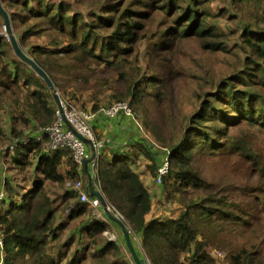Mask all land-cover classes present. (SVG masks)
<instances>
[{
    "label": "trees",
    "instance_id": "trees-1",
    "mask_svg": "<svg viewBox=\"0 0 264 264\" xmlns=\"http://www.w3.org/2000/svg\"><path fill=\"white\" fill-rule=\"evenodd\" d=\"M32 1L2 0L12 22L23 25L20 47L33 36H48L52 48L37 46L33 54L55 89L79 101L80 93L91 91L98 99L96 90L106 87L111 104L128 102L157 144L169 148L162 187L183 209L176 217L148 220L152 195L127 154L110 163L100 160L90 197H97L99 182L105 201L124 216L130 237L140 235L151 264H219L209 248L222 250L228 264H264V238L242 242L239 232L264 212V158L250 133L264 131V0H228L236 8L246 4L252 18L235 40L220 22L228 9L216 12V0H93L86 14L72 12L65 1ZM4 27L0 12V142L6 145L0 154L16 174L3 185L0 264H85L87 254L94 264L119 258V242L105 236L108 223L90 215V204L67 185L83 181L87 165L75 162L68 148L46 150L44 130L56 121L57 101L35 70L16 59ZM189 44L208 54L244 51L245 65L206 98L199 94L198 108L175 137L170 120L179 119L180 94L194 76L187 67ZM192 60L203 68L201 59ZM103 108L94 104L86 110ZM139 150L157 181L155 150L146 144ZM33 165L32 186L20 194L25 186L19 176ZM49 183L65 190L52 197ZM87 214L86 223L63 239L68 221Z\"/></svg>",
    "mask_w": 264,
    "mask_h": 264
},
{
    "label": "rangeland",
    "instance_id": "rangeland-1",
    "mask_svg": "<svg viewBox=\"0 0 264 264\" xmlns=\"http://www.w3.org/2000/svg\"><path fill=\"white\" fill-rule=\"evenodd\" d=\"M57 1H65L68 2L72 7V12H83L86 14L88 10H90V6L93 3V0H51V2L56 3ZM33 5L35 4L34 0L31 2ZM4 6V5H3ZM5 6H7L5 4ZM213 9L218 12L219 8H227L228 12L226 15L221 16L220 22L223 26L224 30L230 34V39H239L242 35V29L243 24L249 23L252 21V18L250 14L248 13V6L240 5L238 8L234 7L232 5L231 1L228 0H216L212 3ZM9 8V6H7ZM10 9V8H9ZM11 18V17H10ZM12 22V19H11ZM12 28L13 32L20 43L21 38V28H23V25L17 21L12 22ZM28 26V25H27ZM3 32H6V37L8 36V33L6 31V28H2ZM50 38L48 36H33L26 40V43L22 46V49L24 52L28 55H30L32 58H34L35 54H33V48H36L37 46H41L44 48H52L49 44ZM232 44V43H231ZM187 67L190 74H194V76L190 77L188 84L186 87L182 89V92L180 94V99L178 102V106L180 109V115L179 119H172L170 120V126L175 131V137H178L182 133V128L184 126V122L187 121V118L189 115L193 114L194 111L199 106V94L203 93L204 97L206 98L207 93L212 92L213 89L218 85L221 80L227 79L230 76H233L242 70V68L245 65V54L244 51H236L233 53H220V54H208L204 53L201 50L197 48L196 45L189 44L187 47ZM13 53L15 51H12ZM16 53H14L15 55ZM16 59H21L17 54L15 55ZM192 59H201V63L203 65V68H201L199 65L195 64V62ZM22 60V59H21ZM28 64V63H27ZM29 65V64H28ZM31 66V65H30ZM32 67V66H31ZM33 68V67H32ZM34 69V68H33ZM35 70V69H34ZM36 72V71H35ZM37 73V72H36ZM196 74V75H195ZM38 76H40L37 73ZM41 77V76H40ZM42 78V77H41ZM43 79V78H42ZM45 82V80L43 79ZM96 91H99L97 93L98 99H93L92 94L93 92H83L80 93L78 101L77 99H74L71 94H66L64 91H58L57 89L53 90L54 95L58 93L60 97L68 98L70 99L74 104H76L79 107H82L84 109H87V105H90V109H92L94 104L110 106L112 100L110 98L111 91H109L106 87L98 88ZM78 92V91H77ZM90 98V100H89ZM96 102V103H94ZM94 103V104H93ZM93 104V105H92ZM103 112V111H102ZM4 111L0 110V119L3 120ZM106 116V115H105ZM119 116V115H118ZM117 116V117H118ZM107 117V116H106ZM109 118V117H108ZM116 117H113L111 119H114ZM132 120L134 122H138V127L140 129V138L142 141H140V145H137V148L140 149V146L142 144H146L148 149H154L156 153V159L159 166H162V164L165 162L167 158V153L164 151L163 147L157 144V140L154 137V135L147 130L138 120V118H135L133 115ZM5 125V124H4ZM186 125V124H185ZM5 128H8V126H5ZM252 134H254L253 138L255 140V144L258 147L259 151L262 152V156L264 158V131H258L257 129L251 130ZM6 145L2 144L0 142V150L5 148ZM169 149V148H168ZM8 150H6L7 153ZM7 162V161H4ZM7 169H11L13 171L12 165L10 163H5ZM131 164L134 166V169H136L138 172H140V175L146 178V176H149L152 178L151 182H155L153 185L156 187H159L161 189L160 193L155 192L154 189H152V196L154 201V210L152 214L148 215V220H151L153 218H160L162 220L168 218V217H176L181 210L183 209L182 205L176 200L169 199V197L166 195L164 189H163V182L162 184H159L156 181V177H154L151 173V171L148 169V164H150L149 159L145 156V154L139 150H135L134 160H132ZM25 176H27V173H23ZM151 175V176H150ZM19 180H21L22 185H26L25 183H28L29 181L26 179H23V176H19ZM152 184H150V187ZM154 187V186H153ZM64 187L57 183H49L48 184V191L50 192V195L52 197L57 196V194H61L64 191ZM25 192V191H23ZM23 192H20L22 194ZM21 199V195L19 197V200ZM0 202H2V199H0ZM101 206L96 207L90 205V215L98 217V215H101ZM89 214L85 216H80L74 220L68 221V223L65 225L67 227L64 231V238H67L69 234L74 232V230L77 227H80L86 223L88 220ZM102 216V215H101ZM117 223L121 227V230H123L124 234L126 235L123 225L120 224L118 221ZM262 226V227H259ZM78 229V228H77ZM120 230V228H119ZM127 230L128 227H127ZM239 232L241 233V241L242 242H252L257 243L260 241L261 238H264V212L261 215H258L255 219V224L253 227H241L239 229ZM75 233V232H74ZM108 234H105L108 238L111 237V235L114 234V239L119 242V246L121 248V255L119 258L113 259L110 258L108 261H103L104 264H139L136 261L135 256L140 260L141 264H151L149 258L146 256L145 251L143 249V246L141 244V238L140 235L137 233L131 234L130 240L132 243L131 248L127 242V238L125 236L118 238V232H114L112 228H109ZM130 235V233H129ZM63 241V240H62ZM89 239L87 238V235L85 234L83 243L87 244ZM75 245L73 247V250L76 249L79 244L77 240L75 241ZM93 249H97L95 246ZM214 255H216L217 260L219 264H228V261L226 259V254L218 249V248H209ZM73 250L71 251V254L73 253ZM216 251H220L222 253V256H219ZM88 255V259L84 262L85 264H94L97 260L94 259L93 256L90 254Z\"/></svg>",
    "mask_w": 264,
    "mask_h": 264
},
{
    "label": "built area",
    "instance_id": "built-area-1",
    "mask_svg": "<svg viewBox=\"0 0 264 264\" xmlns=\"http://www.w3.org/2000/svg\"><path fill=\"white\" fill-rule=\"evenodd\" d=\"M59 97L57 102L56 121L55 123L46 128L44 133H47L49 140L46 142L45 147L47 151L57 150L59 148H68L72 153V157L79 165L89 164L94 174V178L97 179L99 175L101 150L104 147V141L97 135L92 119L94 114L90 111L77 106L70 99ZM104 114L109 117H117L120 114L132 116L133 111L128 102H115L110 106L103 108ZM134 116V115H133ZM43 135L40 134L37 140H42ZM167 153V158L162 166L159 167V173L157 182L162 184L164 177L169 171V158L170 150L163 148ZM87 162V163H86ZM68 186H72L79 191L78 198L81 202L89 203L92 206H102L103 203L98 197H90V191L85 188V184L82 180L76 182H68ZM96 191L102 194L100 183L96 184ZM5 191L0 193V199L3 200ZM106 212L113 214L121 221H125V218L120 212L107 203V209L103 205ZM122 221V222H123ZM108 234V233H107ZM114 239V235L109 237ZM3 248L2 229L0 226V250ZM219 256H222L220 251H216Z\"/></svg>",
    "mask_w": 264,
    "mask_h": 264
},
{
    "label": "crops",
    "instance_id": "crops-1",
    "mask_svg": "<svg viewBox=\"0 0 264 264\" xmlns=\"http://www.w3.org/2000/svg\"><path fill=\"white\" fill-rule=\"evenodd\" d=\"M87 108H90V105H87ZM92 123L97 135L104 141L105 144L103 149L101 150V157H100V160H102L103 163L112 162L113 159L120 154H127L132 158L131 161L134 160L135 150L139 151L137 145H140V141H142V139L140 138L141 136H139L141 131L139 129L140 126L138 127L139 125L138 122L137 123L134 122L132 118H130V116L124 114H120L118 117L111 119L106 117L104 112L99 111L97 113H94ZM3 155L4 154L2 153L0 154V193L5 191L3 185L6 176L14 177L16 175L15 171H8L6 164L4 163V161H6L5 159H7V156L3 157ZM32 161L33 164L36 165L35 159L34 160L32 159ZM63 162L64 163L61 169L63 170V172H66L67 170H69L70 166L66 163L65 158L63 159ZM34 165L33 167H29L27 168V170H25L28 177L27 180L29 182L25 183L26 185H24L25 186L24 189L19 188V192H23V191L27 192L32 186V182H33L32 176L35 171ZM88 165L89 164H87L86 166L87 172L85 175V179L83 181L85 182L86 187L90 189L91 188L90 186L92 185L91 182L94 181L95 183V178L91 167ZM132 167L134 168L133 165ZM138 173L140 174V172ZM20 176L25 177L24 174H21ZM140 177L142 178L145 185L149 189L151 195H152V191H151L152 189H154L155 192L160 193L161 189L153 185L155 182L150 183L152 180L151 177L146 176L145 179L142 175H140ZM150 184H152L151 187ZM5 195H6V191H5ZM152 203H153L152 211L150 214H152L154 210L153 196H152ZM0 207H1V202H0ZM4 208L7 207L6 206L2 207L0 208V210ZM100 209L102 211L101 212L102 216L98 215V217L106 221L108 223L109 228H112L114 232L116 231L118 232L117 234L118 238H120L121 235L122 237L125 238L126 235L124 234L123 230H121V227L119 226L117 221L112 217H110L109 214L108 215L110 218H108L107 213L104 211L105 209L103 205L100 207ZM105 234H107V232Z\"/></svg>",
    "mask_w": 264,
    "mask_h": 264
},
{
    "label": "water",
    "instance_id": "water-1",
    "mask_svg": "<svg viewBox=\"0 0 264 264\" xmlns=\"http://www.w3.org/2000/svg\"><path fill=\"white\" fill-rule=\"evenodd\" d=\"M0 12L3 14L4 17V23H5V28L6 31L8 33V36L11 40L12 46L14 48L15 53L25 62H27L29 65H31L35 71L45 80L46 84L49 86V88H51L52 90L55 89L54 87V82L52 81V79L50 78V76L48 75V73L46 72V70H44V68H42L37 61L32 58L30 55L26 54L24 52V50L20 47V44L13 32V28H12V22H11V18L10 15L8 14V12L4 9L3 5H2V0H0ZM54 98L57 102H59V97H58V93H56L54 95ZM87 163V162H86ZM94 195H96L98 198H100V200L102 201L103 205L105 206V208L107 209V202L105 201V199L103 198L102 194L99 191H94L93 192ZM110 217H112L113 219H115L116 221H118L120 224L123 225V222L116 218L113 214L109 213ZM124 231L126 233V238H127V242L129 244V246L131 248L132 247V243L130 240V235L129 232L127 230V228L125 227V225H123ZM136 261L140 263V260L135 256Z\"/></svg>",
    "mask_w": 264,
    "mask_h": 264
}]
</instances>
